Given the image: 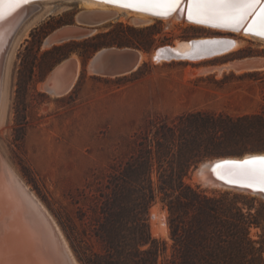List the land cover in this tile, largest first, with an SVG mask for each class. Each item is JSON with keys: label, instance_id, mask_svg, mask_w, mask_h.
<instances>
[{"label": "rangeland", "instance_id": "rangeland-1", "mask_svg": "<svg viewBox=\"0 0 264 264\" xmlns=\"http://www.w3.org/2000/svg\"><path fill=\"white\" fill-rule=\"evenodd\" d=\"M34 3L35 9L14 33L6 53L8 67L2 78L6 74L7 100L0 124V147L10 165L58 224L55 213L63 220L69 216L78 227L82 226L78 213L84 197L81 198L78 189L83 188L87 180L95 185L98 174L114 158H125L135 134L150 119L171 120L193 110L239 116L258 112L264 107V83L246 74L255 70L263 73L264 67L241 72L226 68L238 59L264 58V40L228 30L185 24L182 20L169 24L154 17L151 22L138 24L133 23L130 15L122 13L120 17L113 16L94 26L88 37L47 43V38L59 28L67 25L86 27L78 22V15L85 7L79 0H41ZM147 26L155 31L150 39L145 34L135 35L130 31V28ZM116 31L124 42L141 36L147 43V49L116 44H103L93 49L81 44L83 39L96 34L106 35L98 41H109L110 34ZM223 35L238 39V46L211 59L154 61L149 56L134 70L115 76L90 73L86 68L87 61L103 47H128L150 54L158 49L156 46L170 45L176 39ZM67 42L76 44L53 50ZM66 58L79 60L81 69L68 92L52 95L40 84ZM196 166L188 173L187 182L199 185L208 193L229 190L253 196L264 203V198L258 194L196 183L192 178ZM154 211L158 215L165 213L167 231H153L155 224L158 225ZM149 223L152 237L167 242L165 254L168 255L172 241L167 210L158 199L150 208ZM260 233V227L251 229L254 238H259Z\"/></svg>", "mask_w": 264, "mask_h": 264}, {"label": "trees", "instance_id": "trees-1", "mask_svg": "<svg viewBox=\"0 0 264 264\" xmlns=\"http://www.w3.org/2000/svg\"><path fill=\"white\" fill-rule=\"evenodd\" d=\"M131 30L149 39L155 32L149 26ZM105 36L81 44L147 49L141 36L124 42L116 31L109 41H98ZM70 44L76 43L53 50ZM246 74L264 83V72ZM132 144L125 158H114L98 174L95 185L87 180L78 189L84 197L81 227L55 213L81 264H264V203L229 190L208 193L186 181L206 158L264 151V107L239 116L193 110L171 120L155 117ZM157 199L167 210L168 255L167 242L150 232V208ZM254 227L261 229L259 238L251 235Z\"/></svg>", "mask_w": 264, "mask_h": 264}, {"label": "bare ground", "instance_id": "bare-ground-1", "mask_svg": "<svg viewBox=\"0 0 264 264\" xmlns=\"http://www.w3.org/2000/svg\"><path fill=\"white\" fill-rule=\"evenodd\" d=\"M36 1L41 0H0V124L3 121L7 100L6 94L8 81L6 74L4 79L2 78L4 71L6 72L8 67V54L6 56V53L12 42L14 33L27 17V15L35 9L34 2ZM143 1L145 2V0ZM184 1L186 3L187 0ZM79 2L80 5L85 7L84 11H109L111 12L112 17H115L116 15L120 17V14L123 13L127 16L130 15L133 23L135 22L138 24H144L151 22L154 19V16L150 13L137 11L127 7L129 6L128 4L133 5L132 2L122 3L123 1L119 0H79ZM148 3L150 4V2ZM151 4L161 8L168 7V4L165 3L164 0H157V2H151ZM254 7L255 5L253 8ZM261 8H264V1L246 27V24H243L244 21H242L240 24L231 25L237 26V29L216 25L220 24L217 20L208 17H197L195 14L193 15L192 19L188 20L185 19L184 13L182 17L178 16L177 14H173L167 17L158 18H162V20L169 24H174L177 20H182V22L185 24H198L208 29L228 30L243 34L247 37L264 40L263 36L257 34L259 32H264V22H262L261 17L257 15L260 13ZM186 15L188 16V6ZM250 17L251 16H249V18ZM198 18L204 19L205 22H196ZM73 26V28L77 29L76 25ZM68 28H70L69 25L62 27L61 29ZM248 30L255 31L256 33H250L251 31ZM74 38L77 39L81 37H73V39ZM47 39V43L61 42V40L55 38L51 39V37ZM192 41H195V43L202 42L206 44H196V46L192 48ZM215 42H220L219 45L226 46L224 49L217 50L213 48ZM237 44L238 39L227 35L198 36L195 38L192 37L191 39H176L170 45H164L161 47L156 46L158 49L153 50L150 54L139 51L138 64L149 56L154 61H165L167 59L201 61L208 58L211 59L213 57L222 56L231 52L235 47L238 46ZM167 47L169 51H162V49ZM100 51L104 50L102 49ZM173 52L177 54H173ZM75 62L76 63L73 71L70 69L61 70V65L59 64L56 65L54 70L51 71L47 76V80L55 77L54 75H56L55 79L61 77L62 80H68L69 86L66 91L58 90L53 86H46L44 82L40 84V87L42 89L44 88L52 95H62L68 92L81 69L79 60L78 62L75 60ZM227 67L232 68L236 72H241L244 70L247 71L260 69L264 67V65L259 67L246 65L238 66L237 61H233L228 66H226V68ZM86 68L90 73L106 75L104 73L101 74L95 71V69L90 64H88ZM211 163L212 162H206L201 165L199 173H193V181H196V183H201L204 186L218 185L212 179L213 173L210 171ZM261 169H264V167H261L260 170L250 171L247 174H244V176L249 180H252V182H254V184L257 186L264 188V180H262L260 175ZM154 215L155 217H158V225L155 224L153 231H157L158 229L167 231L165 213L158 215L157 212L154 211ZM159 224H162L163 227H160ZM0 264H80L73 254L63 231L61 230L53 215L36 196V194L29 188L28 184L22 179L20 174L10 165L9 161L3 155L1 147Z\"/></svg>", "mask_w": 264, "mask_h": 264}, {"label": "water", "instance_id": "water-1", "mask_svg": "<svg viewBox=\"0 0 264 264\" xmlns=\"http://www.w3.org/2000/svg\"><path fill=\"white\" fill-rule=\"evenodd\" d=\"M124 2H132V4H128L129 8L143 11L146 13H150L154 17H167L173 14H177L182 17L184 13L185 19H189L186 15L188 0H181V3L176 7V10H169V6L166 8L156 7L154 4H150L148 2H144L143 0H119ZM264 0H259V3L255 5L252 9L253 15L251 17L244 20L245 27L248 25L254 14L260 8ZM127 4V3H126ZM113 18L111 12L109 11H82L78 15V22L84 26H77L73 28V25H69L68 29H57L51 34V39H58L64 41L65 39H73V37H88L92 34L91 28L96 25L102 24L107 20ZM190 21V20H189ZM224 27H230L233 29H237V26L225 25V24H216ZM244 27V29H245ZM251 31L250 33H256L255 31ZM260 35V34H259ZM264 37V35H261ZM218 43V44H217ZM220 42H215L213 48L215 49H224L226 45H219ZM232 43V42H229ZM196 44L202 45L206 43H195V41L191 42L192 48L196 46ZM104 51H100V50ZM98 50L86 63V67L90 64L95 71L99 73H104L106 75H122L128 73L138 66L139 61V51L134 48H117V47H103ZM100 51V52H99ZM162 51H169L168 47L162 49ZM163 53V52H162ZM173 54H177L173 52ZM238 66H252L259 67L264 65V58L260 57H246L242 59L236 60ZM75 60L72 58H66L59 62L57 65H61V70L70 69L73 71L75 66ZM56 67V66H55ZM54 69H52L53 71ZM51 72V71H50ZM56 77V75H54ZM55 77L50 78L44 82L46 86H53L54 88L62 91H66L69 86V82L66 79H55ZM264 151L261 152H247L242 155H226L214 157L211 159H205L201 161L195 168L194 172L199 173V169L201 165L206 162H212L210 165V171L213 173L212 179L218 185H213L212 187H221L225 189H234L239 191H248L253 194H260L264 198V188L257 186L244 176L250 171L260 170L261 167H264V161L256 160L254 158L264 157ZM240 157V158H238ZM247 162V163H246ZM193 172V173H194Z\"/></svg>", "mask_w": 264, "mask_h": 264}, {"label": "snow or ice", "instance_id": "snow-or-ice-1", "mask_svg": "<svg viewBox=\"0 0 264 264\" xmlns=\"http://www.w3.org/2000/svg\"><path fill=\"white\" fill-rule=\"evenodd\" d=\"M145 2H157V0H145ZM164 2L168 4L169 10H176L181 0H164ZM258 3L259 0H188V16L192 19L195 14L197 17L215 19L221 24L235 25L253 15L251 9ZM257 15L264 22V8H261ZM196 22L205 21L198 18ZM257 34L264 35V32ZM254 159L264 161V157ZM260 175L264 180V169H261Z\"/></svg>", "mask_w": 264, "mask_h": 264}]
</instances>
